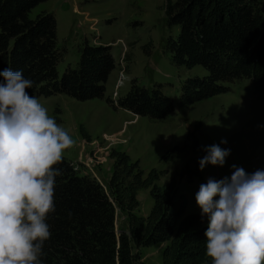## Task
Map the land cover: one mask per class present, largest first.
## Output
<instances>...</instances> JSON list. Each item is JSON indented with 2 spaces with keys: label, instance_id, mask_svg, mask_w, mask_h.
Returning <instances> with one entry per match:
<instances>
[{
  "label": "trees",
  "instance_id": "trees-1",
  "mask_svg": "<svg viewBox=\"0 0 264 264\" xmlns=\"http://www.w3.org/2000/svg\"><path fill=\"white\" fill-rule=\"evenodd\" d=\"M42 0H0V70L21 71L33 81L36 96L63 93L77 100L103 97L112 107L159 118L172 102L159 83L130 82L115 101L104 94V82L115 61L111 45L83 40L74 66L57 72L55 21L50 11L29 16ZM165 24L176 26L164 41L171 60L185 67L201 65L206 74L186 78L178 103L221 92V82L248 78L261 89L264 102V0H165ZM85 137L86 134L82 131ZM176 146L163 153L169 159ZM112 168L105 190L94 177L81 172L64 156L57 165L54 213L47 223L52 233L45 242L43 264H144L132 248L162 243L160 264H210L206 255L207 218L201 211L184 213L187 194L177 191L176 180L158 184L154 167L144 171L138 159L111 147ZM198 163L180 170L198 174ZM147 188L152 198L145 215L134 212L136 192ZM127 216V231L114 229V209Z\"/></svg>",
  "mask_w": 264,
  "mask_h": 264
},
{
  "label": "rangeland",
  "instance_id": "rangeland-1",
  "mask_svg": "<svg viewBox=\"0 0 264 264\" xmlns=\"http://www.w3.org/2000/svg\"><path fill=\"white\" fill-rule=\"evenodd\" d=\"M164 4L165 0H42L28 14L33 17L43 11L52 12L58 73L66 65H75L83 40L111 45L115 66L105 79L104 94L115 101L130 82L145 86L157 82L172 102L166 115L149 118L112 107L103 97L77 100L63 93L35 97L75 141L65 152L67 157L81 172L92 177L96 172L105 190L108 152L114 147L126 151L131 159L137 158L144 171L150 167L160 171L158 184L174 176L177 191L187 194L184 213L196 212L201 211L196 193L208 178L230 177L233 164L247 173L264 170V102L261 89L248 78L239 77L221 82L226 86L221 92L190 104L178 103L184 80L207 71L198 64L188 68L171 60L163 46L177 28L165 24ZM222 139L227 143L222 144ZM213 144L230 149V155L223 166L208 164L200 170L199 160L207 155L204 149ZM174 145L171 157L163 158V153ZM78 156L81 162L76 160ZM196 163L197 175L179 174ZM139 191L134 212L147 213L152 198L147 188ZM114 211L117 233L122 229L121 213L117 207ZM161 246L154 242L132 249L139 252L144 264H160Z\"/></svg>",
  "mask_w": 264,
  "mask_h": 264
},
{
  "label": "clouds",
  "instance_id": "clouds-1",
  "mask_svg": "<svg viewBox=\"0 0 264 264\" xmlns=\"http://www.w3.org/2000/svg\"><path fill=\"white\" fill-rule=\"evenodd\" d=\"M32 87L21 71L0 70V264H43L62 174L57 165L75 144ZM204 150L200 170L223 166L231 151L218 144ZM231 167L230 177H210L196 193L201 219L207 218L206 255L210 264H264V170Z\"/></svg>",
  "mask_w": 264,
  "mask_h": 264
},
{
  "label": "crops",
  "instance_id": "crops-1",
  "mask_svg": "<svg viewBox=\"0 0 264 264\" xmlns=\"http://www.w3.org/2000/svg\"><path fill=\"white\" fill-rule=\"evenodd\" d=\"M123 109V108H122ZM126 110V109H125ZM64 156L65 157H67V155L66 154H64ZM68 158V157H67ZM70 159V158H69ZM76 160H79L80 162L82 161L81 160V158L78 156L77 158H76ZM108 165H109V170H108V173H106V176H105V178H104V181L107 183V180H108V177H109V175H110V172H111V163H112V159L111 158H109L108 157ZM72 161V160H71ZM84 173H86L85 171H84ZM93 173V175H94V177H96V179H97V175H96V172H92ZM98 180V179H97ZM99 181V180H98ZM100 183H101V181H99ZM102 184V183H101ZM139 189L137 190V192H136V198L139 200V198H138V195H139ZM187 203H188V199H187V202H186V205H187ZM119 209V208H118ZM115 210V209H114ZM115 212V211H114ZM119 212L121 213V215H120V219H121V224H122V229L123 230H127V216H126V213L123 211V210H121V209H119ZM136 214H139L138 212L136 213ZM146 213H140L139 215H145ZM160 244H162V243H160Z\"/></svg>",
  "mask_w": 264,
  "mask_h": 264
},
{
  "label": "built area",
  "instance_id": "built-area-1",
  "mask_svg": "<svg viewBox=\"0 0 264 264\" xmlns=\"http://www.w3.org/2000/svg\"><path fill=\"white\" fill-rule=\"evenodd\" d=\"M120 60V59H119Z\"/></svg>",
  "mask_w": 264,
  "mask_h": 264
}]
</instances>
